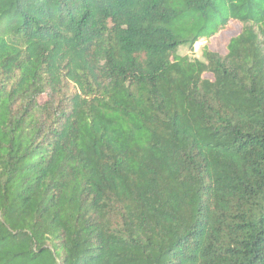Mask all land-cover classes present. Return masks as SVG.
Masks as SVG:
<instances>
[{
  "label": "trees",
  "instance_id": "trees-1",
  "mask_svg": "<svg viewBox=\"0 0 264 264\" xmlns=\"http://www.w3.org/2000/svg\"><path fill=\"white\" fill-rule=\"evenodd\" d=\"M0 264H264V0H0Z\"/></svg>",
  "mask_w": 264,
  "mask_h": 264
},
{
  "label": "rangeland",
  "instance_id": "rangeland-1",
  "mask_svg": "<svg viewBox=\"0 0 264 264\" xmlns=\"http://www.w3.org/2000/svg\"><path fill=\"white\" fill-rule=\"evenodd\" d=\"M232 26L233 27L231 30L223 31L218 36L212 37L209 41L201 39L195 44L193 50L189 49L188 47H181L180 55L189 56L191 59H201L203 48L205 46H208L213 52L226 55L228 53L227 45L229 44L230 39L239 35L242 28L240 24L233 23Z\"/></svg>",
  "mask_w": 264,
  "mask_h": 264
}]
</instances>
